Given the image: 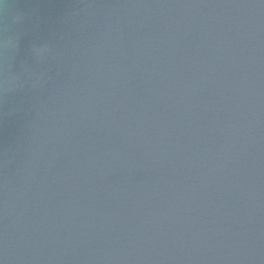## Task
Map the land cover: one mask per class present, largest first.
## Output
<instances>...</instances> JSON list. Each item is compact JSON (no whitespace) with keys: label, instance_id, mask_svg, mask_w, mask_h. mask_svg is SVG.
<instances>
[{"label":"water","instance_id":"95a60500","mask_svg":"<svg viewBox=\"0 0 264 264\" xmlns=\"http://www.w3.org/2000/svg\"><path fill=\"white\" fill-rule=\"evenodd\" d=\"M7 40L0 264H264V0H3Z\"/></svg>","mask_w":264,"mask_h":264},{"label":"clouds","instance_id":"9594fccd","mask_svg":"<svg viewBox=\"0 0 264 264\" xmlns=\"http://www.w3.org/2000/svg\"><path fill=\"white\" fill-rule=\"evenodd\" d=\"M3 0H0V3H2ZM19 19V18H17ZM0 47H15V43L13 40H7V41H3V42H0ZM47 51V49L45 48H39L36 50V54L38 57H41L43 56V54Z\"/></svg>","mask_w":264,"mask_h":264}]
</instances>
